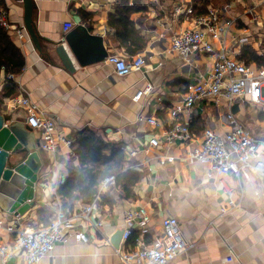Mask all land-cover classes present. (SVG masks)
<instances>
[{
	"label": "crops",
	"instance_id": "0c3cea01",
	"mask_svg": "<svg viewBox=\"0 0 264 264\" xmlns=\"http://www.w3.org/2000/svg\"><path fill=\"white\" fill-rule=\"evenodd\" d=\"M120 1L33 0V23L44 50L46 46L49 50L53 47L48 41L64 40L66 33L80 26L90 36L100 37L106 55L116 52L130 58L132 55L125 46L119 44L115 29L107 23L109 12ZM126 1L132 7L130 21L146 40L141 49L145 62L140 69L120 76L106 57L81 65L70 52L75 66L70 72L52 50L51 57L39 53L24 27L22 3L3 0L8 22L23 30L18 37L14 29H8L25 61L21 71L14 75L13 93L28 96L38 110L54 120L56 131L72 144L78 133L87 128L104 141L118 143L126 167L140 174L130 197H126L120 185L112 188L102 181L87 221L78 216L86 203L75 202L70 212L62 210L84 230L87 240L70 237L65 243H58L52 255L39 264H122L114 250L122 245L124 217L130 209L140 207L150 215L144 235L147 241L160 233L164 216L171 215L179 222L188 245L168 264H264V179L254 170H243L239 175L220 174L189 155L200 146L204 129L225 131L227 112H232L251 134L264 140V83L258 104L228 103L223 98L198 101L190 110L178 114V120L188 124L190 140L165 139L172 125L169 109L177 106L188 84L207 76L212 64V59L201 52L192 53L186 63L169 51L170 37L193 28L194 15H204L212 8L221 27L215 35L208 34L214 47L235 56L251 69L264 68V0ZM190 5L193 12L189 14L186 8ZM65 22L73 25L66 32L62 26ZM5 77V71L0 70V113L7 123L16 122L24 127L25 111L6 106ZM147 83L151 89L138 100L133 99ZM149 115L156 118L158 125L147 122ZM152 136L159 139V145L147 149ZM39 142V132L32 128L27 144ZM38 150L42 167L34 203L25 214L17 216L0 207L1 227L15 218L22 229L46 225L61 210L57 180L60 175L66 178L68 169L77 167L78 159L72 156V145H62L50 152L39 144ZM131 151L135 153L131 155ZM159 156L165 157L162 164ZM221 182L233 188L235 205L226 204ZM139 232L140 227L136 226L128 240L132 241ZM11 236L0 228V244L8 243ZM0 264L26 263L21 257L6 259L0 255Z\"/></svg>",
	"mask_w": 264,
	"mask_h": 264
},
{
	"label": "built area",
	"instance_id": "2783aa9c",
	"mask_svg": "<svg viewBox=\"0 0 264 264\" xmlns=\"http://www.w3.org/2000/svg\"><path fill=\"white\" fill-rule=\"evenodd\" d=\"M187 13H192V5L186 8ZM253 12V10H252ZM194 27L174 33L170 37L169 51L178 55L186 63L191 60L192 53L201 52L212 59L207 76L196 79L187 85V90L177 106L169 109V117L172 125L165 133V139L170 142L175 139L190 140L191 132L188 124L178 120V114L190 110L198 101L210 98H223L228 103L247 101L251 104L260 103L263 94L264 68L258 70L247 67L243 61L235 56H230L222 50H217L208 34L215 35L221 30L218 24L215 9L210 8L206 14H197L193 17ZM0 26L14 29L21 37L23 30L11 25L7 19V11L0 7ZM64 31L72 28V23L62 24ZM107 62L113 65L114 72L120 76H126L131 71L138 70L145 62L144 52L141 51L130 58L123 57L119 53L111 52L106 56ZM6 79H14V75L8 73ZM151 85L145 84L138 90L133 99L138 100L145 91H149ZM6 106L12 109H22L26 113L25 123L39 132V144L45 151L55 152L62 145H72L70 139H66L56 131L54 120L44 112L37 109L28 96L12 94L5 98ZM151 125H158L153 115L146 116ZM225 131L215 132L212 128L203 130L202 142L189 152L193 160L207 163L220 174L233 173L239 175L241 171H257L264 179V140L250 133L245 125L239 121L232 112L224 116ZM159 145V139L152 136L147 144L153 148ZM135 151H131L133 155ZM164 156H159L162 164ZM65 176L60 175L58 185L63 184ZM109 187H114L115 177L112 175L103 180ZM222 191L226 194L228 206L235 205L233 200V188L221 182ZM95 202L86 203L80 208L83 221L89 220L94 210ZM223 212L226 209L222 210ZM150 215L144 207L130 209L124 217V228L121 231V244L114 250V254L122 264H168L175 260L180 251L188 245L184 239L177 219L166 215L161 220L160 233L145 240L148 230ZM140 227L139 234L129 241L134 228ZM10 233L11 240L0 244V255L6 259L21 257L26 264H39L43 258L51 256L58 243H65L73 237L78 241L87 240L84 230L79 228L62 210L46 225H39L31 229L19 228L17 218L4 227Z\"/></svg>",
	"mask_w": 264,
	"mask_h": 264
},
{
	"label": "trees",
	"instance_id": "16d2710c",
	"mask_svg": "<svg viewBox=\"0 0 264 264\" xmlns=\"http://www.w3.org/2000/svg\"><path fill=\"white\" fill-rule=\"evenodd\" d=\"M0 7L5 9L3 0H0ZM115 7L113 12H109L107 23L115 29L119 44L125 46L128 53L133 55L141 51L146 40L128 17L132 7L127 1L121 0ZM199 11L197 10V13ZM247 51L248 48L243 53ZM24 64L20 48L13 43L8 29L0 26V70L3 69L6 75H15L21 71ZM6 82L4 95L9 97L14 94L15 85L11 78L6 79ZM73 142L72 156L78 159V165L68 169L65 181L58 186L61 210L72 211L75 202L96 201L98 185L112 175L115 177V184L120 185L126 197L132 195V186L138 182L140 174L126 167L123 151L118 143L104 141L98 133L88 128L79 132Z\"/></svg>",
	"mask_w": 264,
	"mask_h": 264
},
{
	"label": "water",
	"instance_id": "95a60500",
	"mask_svg": "<svg viewBox=\"0 0 264 264\" xmlns=\"http://www.w3.org/2000/svg\"><path fill=\"white\" fill-rule=\"evenodd\" d=\"M17 1L22 3L23 24L31 43L47 57H51L52 50L68 71L73 72L75 69L70 52L81 65L107 56L100 37L90 36L80 26L66 33L64 40L48 41L53 47L49 50L46 46L45 51V45L41 43L33 23V0ZM31 129L28 124L21 127L16 122L7 123L0 113V207L13 216L25 214L36 197L35 185L39 180L42 160L39 144H27L28 131Z\"/></svg>",
	"mask_w": 264,
	"mask_h": 264
}]
</instances>
